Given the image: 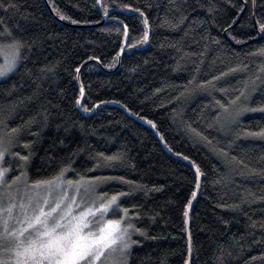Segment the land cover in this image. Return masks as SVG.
Listing matches in <instances>:
<instances>
[{
	"label": "trees",
	"instance_id": "trees-1",
	"mask_svg": "<svg viewBox=\"0 0 264 264\" xmlns=\"http://www.w3.org/2000/svg\"><path fill=\"white\" fill-rule=\"evenodd\" d=\"M11 2L0 34L24 47L0 80L9 176L116 178L101 192L128 193L141 229L127 264H264V136L246 134L264 131V0ZM100 153L121 159L97 167Z\"/></svg>",
	"mask_w": 264,
	"mask_h": 264
},
{
	"label": "snow or ice",
	"instance_id": "snow-or-ice-1",
	"mask_svg": "<svg viewBox=\"0 0 264 264\" xmlns=\"http://www.w3.org/2000/svg\"><path fill=\"white\" fill-rule=\"evenodd\" d=\"M252 4L254 8L255 0H252ZM0 7L16 9L18 5L12 3L11 0L7 3L5 0H0ZM136 11L140 12L139 9ZM57 14L63 19H70L63 16L59 10ZM104 15H108L107 7H105ZM142 19L145 25L143 35L139 39L133 37L137 45L147 43L149 40L147 17L142 14ZM123 28V35L127 37V25H123ZM259 29L264 33V23L259 24ZM116 31L119 32L120 29ZM3 36L11 37V32L6 27ZM127 46L128 48L133 47L132 44ZM23 47L24 42L14 38L10 43L0 44V56L4 57V63L0 64V76L16 66ZM124 50L121 46L120 52L113 57V62L118 60ZM261 52H264V49ZM75 71L79 73L80 69L77 68ZM241 95L244 93L242 92ZM83 96L84 87L81 84L80 97ZM76 103H80L79 99ZM221 107L224 106L221 105ZM242 111H248V109L242 108L240 112ZM148 123L152 124L151 121ZM153 127H155L154 124ZM11 131L15 133L18 129ZM246 134L264 136V131ZM11 142L9 139L8 143ZM4 145V137L0 136V264H98L102 257H105L106 252L118 253V257L114 255L113 258L107 259L106 264H127V253L132 245L137 243L132 240V234L141 232V229L136 228L130 222L129 209L120 207V197L127 196L128 193L120 192L110 196L100 193L89 204H84L83 201L78 202L75 195L69 197L67 194L68 190L78 194L81 189L85 193L92 194L95 193L100 183L106 179L116 178L85 179L81 176L79 180L73 181L65 178L69 167H64L55 176L38 179L32 181L31 184L27 183L23 171L20 176L13 177L9 181L8 174L11 170L4 166L5 154L8 151ZM98 155L103 158V165L97 164V167H113L111 162L121 159L120 155L104 156L103 153ZM28 159V156L20 157L22 162H27ZM192 163L195 165V161ZM195 170L199 176L201 174L199 166H196ZM21 181L24 184L22 196L19 189L16 192L5 190V188L11 189L13 184ZM97 200L99 201L98 206ZM190 204L191 201H189V206ZM110 210L113 214L119 212L121 215L117 219L107 218ZM184 215H188L187 211ZM189 253H191V247H189Z\"/></svg>",
	"mask_w": 264,
	"mask_h": 264
},
{
	"label": "rangeland",
	"instance_id": "rangeland-1",
	"mask_svg": "<svg viewBox=\"0 0 264 264\" xmlns=\"http://www.w3.org/2000/svg\"><path fill=\"white\" fill-rule=\"evenodd\" d=\"M11 39H12L11 37L3 36V34H0V44L10 43L11 42ZM19 61H20V59L18 60L16 66L11 71H8L4 75L0 76V80L5 79V78L9 77L10 75H12L16 71V68H17V66L19 64ZM3 63H4V57L3 56H0V64H3ZM4 132H3V130L0 127V136H3L4 137V140H5V145L4 146L8 149V151L5 154V162H4V166L6 167V160H7V158H9L11 156V148H9V146H8L9 143H8V140L6 139V136H5V133ZM20 174L18 176H20ZM25 177H26V175H25ZM12 178L13 177L9 176V174H8V180L11 181ZM27 183L31 184V182H29L28 180H27ZM102 188H103L102 185L99 184L98 187L96 188L95 193H92V194L85 193L83 191V189H81V191L78 194L75 193L72 190H68V193L67 194H68L69 197H72L73 195H75L78 202L79 201H83L84 204H89L93 200L96 199V196L98 194L102 193L101 192ZM17 189L20 190V194L22 196L23 195V189H24L23 181L17 182L16 184H13L12 187H11V189L5 188L6 191L10 190L12 192H16ZM54 195H56V194H54ZM96 203H97V206H98L99 201L97 200ZM120 215H121V213L116 212L115 214H113L111 212V210H110V214H109V216L107 218L117 219V218H119ZM135 234H136V232H133V234H132V240H134V241H135V238H136ZM135 245H136V243L132 245L131 249L127 253V256H126L127 263H128V258H129L130 251L132 250V248ZM114 255L118 257V253H116V254H110V253H107L106 252L105 253V257H102L101 261L98 262V264H106L107 259L113 258Z\"/></svg>",
	"mask_w": 264,
	"mask_h": 264
},
{
	"label": "water",
	"instance_id": "water-1",
	"mask_svg": "<svg viewBox=\"0 0 264 264\" xmlns=\"http://www.w3.org/2000/svg\"><path fill=\"white\" fill-rule=\"evenodd\" d=\"M50 11L53 12L51 8H50ZM104 21H105V20H103L102 23H104ZM150 31H151V30L149 29V33H148V34H150ZM125 45H126V41H125V43H124V47H125ZM121 57H122V53L120 54V57H119V63H118V65H117L116 69L120 67V64H121ZM145 124H147V123H145ZM157 135H158V137H160L159 134H157ZM160 140H161V143L163 144V146L166 148L164 141H163L161 138H160ZM166 149H167V148H166ZM200 182H201V180H199V187H197V190H196V192H195V198L192 200V202H191V206L193 205V203H194L196 197L198 196L199 189H200ZM189 210H190V208H189ZM188 212H189V211H188ZM188 215H189V213H188ZM188 215H187V226H188V224H189Z\"/></svg>",
	"mask_w": 264,
	"mask_h": 264
}]
</instances>
